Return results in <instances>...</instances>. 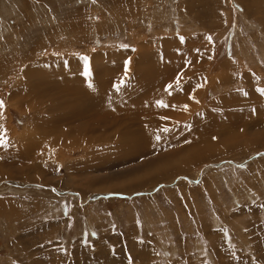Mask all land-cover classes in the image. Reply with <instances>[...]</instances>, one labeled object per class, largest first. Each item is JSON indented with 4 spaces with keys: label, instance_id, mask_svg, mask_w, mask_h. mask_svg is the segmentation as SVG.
Returning <instances> with one entry per match:
<instances>
[{
    "label": "rangeland",
    "instance_id": "rangeland-1",
    "mask_svg": "<svg viewBox=\"0 0 264 264\" xmlns=\"http://www.w3.org/2000/svg\"><path fill=\"white\" fill-rule=\"evenodd\" d=\"M258 89L264 0H0V264H264Z\"/></svg>",
    "mask_w": 264,
    "mask_h": 264
},
{
    "label": "snow or ice",
    "instance_id": "snow-or-ice-1",
    "mask_svg": "<svg viewBox=\"0 0 264 264\" xmlns=\"http://www.w3.org/2000/svg\"><path fill=\"white\" fill-rule=\"evenodd\" d=\"M96 0H93V3H95ZM209 40H211V37H208ZM181 41H183V37H181ZM126 47V46H125ZM130 63V61L126 62V69H127V64ZM85 74H89L88 73V68H87V62L85 63ZM125 75H127V71L125 73ZM123 80L120 82L121 84H123ZM89 87H92L91 84H89ZM117 91L120 90V84H117V85H114L113 86ZM173 85L172 84H169L167 85V88L166 90H169V89H172ZM176 87L179 88L180 87V81H179V78L176 80ZM259 92H261V94H264V89H258ZM171 94V93H169ZM160 106H164V107H167L168 105L164 104L163 101H158L157 102ZM4 106V102L2 100H0V108H2ZM185 110H187V106H185ZM162 131H170V129H162ZM157 139H159V137H157ZM7 144V141L4 140L2 137H0V145H6Z\"/></svg>",
    "mask_w": 264,
    "mask_h": 264
},
{
    "label": "bare ground",
    "instance_id": "bare-ground-1",
    "mask_svg": "<svg viewBox=\"0 0 264 264\" xmlns=\"http://www.w3.org/2000/svg\"><path fill=\"white\" fill-rule=\"evenodd\" d=\"M164 91H165V90H164ZM155 92H156V91H155ZM161 92H162V91H161ZM163 95H164V94H163ZM164 96H165V95H164ZM101 97H102V96H101ZM147 98H148V97H147ZM164 99H165V97H164ZM173 99H175V98H173ZM182 102H183V101H182ZM166 103H167V102H166ZM166 103H165V104H166ZM123 108H124V107H123ZM164 108H165V107H164ZM163 110H164V109H163ZM157 112H158V111H157ZM151 120H152V119H151ZM159 127H160V126H159ZM138 128H139V127H138ZM144 128H145V127H144ZM156 129H157V128H156ZM126 130H127V129H126ZM126 130H125V131H126ZM130 130H131V129H130ZM135 130H136V129H135ZM135 130H133V131H135ZM138 130L140 131V129H138ZM157 130H158V129H157ZM130 132H131V131H130ZM132 133H133V132H132ZM132 133L130 134V136H132L131 138H132V140H133V136H136V135H132ZM150 133L153 134V132H150ZM158 134H159V133H158ZM124 135H125V134H124ZM159 135H160V134H159ZM137 136H138V135H137ZM147 136H148V135H147ZM150 136H151V135H150ZM154 136H155V135H154ZM127 137H128V136H127ZM131 138H130V139H131ZM143 138H144V137H143ZM145 138H146V137H145ZM136 139H137V138H136ZM141 139H142V138H141ZM160 139H161V138H160ZM149 141H151V140H149ZM153 141H154V140H153ZM122 142H123V141H122ZM122 142H121V143H122ZM128 143H129V142H128ZM128 143H127V144H128Z\"/></svg>",
    "mask_w": 264,
    "mask_h": 264
}]
</instances>
